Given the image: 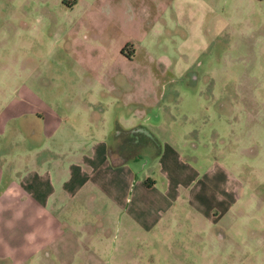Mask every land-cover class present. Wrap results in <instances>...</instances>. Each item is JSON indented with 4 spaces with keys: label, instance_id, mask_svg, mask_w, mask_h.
Wrapping results in <instances>:
<instances>
[{
    "label": "rangeland",
    "instance_id": "374dc122",
    "mask_svg": "<svg viewBox=\"0 0 264 264\" xmlns=\"http://www.w3.org/2000/svg\"><path fill=\"white\" fill-rule=\"evenodd\" d=\"M110 71L141 80L114 93L139 94L130 108L182 161L236 181L225 211L208 198L213 220L180 188L167 225L113 263L264 264V0H0L2 100L82 94Z\"/></svg>",
    "mask_w": 264,
    "mask_h": 264
},
{
    "label": "crops",
    "instance_id": "0c3cea01",
    "mask_svg": "<svg viewBox=\"0 0 264 264\" xmlns=\"http://www.w3.org/2000/svg\"><path fill=\"white\" fill-rule=\"evenodd\" d=\"M115 74L86 81L82 94L3 99L0 264L125 262V241L145 242L167 225L180 188L207 219H215L208 198L230 207L236 181L217 164L182 161L145 112L130 108L139 94L114 93L141 80ZM187 122L184 133L201 143L203 121Z\"/></svg>",
    "mask_w": 264,
    "mask_h": 264
}]
</instances>
